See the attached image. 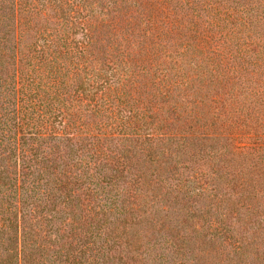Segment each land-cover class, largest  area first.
Listing matches in <instances>:
<instances>
[{"label": "trees", "instance_id": "1", "mask_svg": "<svg viewBox=\"0 0 264 264\" xmlns=\"http://www.w3.org/2000/svg\"><path fill=\"white\" fill-rule=\"evenodd\" d=\"M0 264H264V0H0Z\"/></svg>", "mask_w": 264, "mask_h": 264}]
</instances>
